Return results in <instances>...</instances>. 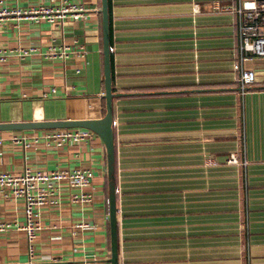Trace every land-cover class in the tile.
Here are the masks:
<instances>
[{
	"label": "crops",
	"instance_id": "1",
	"mask_svg": "<svg viewBox=\"0 0 264 264\" xmlns=\"http://www.w3.org/2000/svg\"><path fill=\"white\" fill-rule=\"evenodd\" d=\"M2 1L31 10L53 0ZM67 1L87 17L0 21L12 54L0 65V124L104 117L102 0ZM239 2L109 0L120 264H264V58L245 64L256 83L242 96L238 17L225 9ZM62 45L69 59L46 57ZM52 131L0 132V174L93 170L94 202L74 205L62 186L60 205L41 210L35 255L10 229L0 264H110L105 144L96 135L57 148ZM233 154L246 165H230ZM0 222L24 223V203L0 192Z\"/></svg>",
	"mask_w": 264,
	"mask_h": 264
},
{
	"label": "built area",
	"instance_id": "2",
	"mask_svg": "<svg viewBox=\"0 0 264 264\" xmlns=\"http://www.w3.org/2000/svg\"><path fill=\"white\" fill-rule=\"evenodd\" d=\"M238 17V61L234 66L237 82L244 96L256 83V74L246 69L245 64L254 58H264V0H240L236 7L225 8ZM87 9L82 4L63 1L60 5L54 0L31 10L10 8L0 0V21L3 18L15 16L24 17L35 22H47L52 26L62 27L68 20H80L87 17ZM111 51L113 48L111 47ZM73 48L69 45L51 46L47 56L50 59L65 61L73 55ZM29 53L19 54L21 57ZM9 49L0 48V65L6 64L10 57ZM53 93H56L53 90ZM96 134L87 129L55 130L48 134L46 140L57 148L69 144L81 145L88 143ZM24 145L29 147L25 141ZM230 165H246L233 155L228 161ZM95 173L93 170L76 168L73 171L40 172L27 167L21 174L1 173L0 192L5 199L22 201L24 203L25 222L22 224H6L0 222V233L10 229L26 234L31 257L35 255L34 243L44 230L41 210L45 206L60 205V190L67 186L76 192L71 195V202L81 208L93 204L92 192ZM79 229L92 228L88 223L77 226Z\"/></svg>",
	"mask_w": 264,
	"mask_h": 264
},
{
	"label": "water",
	"instance_id": "3",
	"mask_svg": "<svg viewBox=\"0 0 264 264\" xmlns=\"http://www.w3.org/2000/svg\"><path fill=\"white\" fill-rule=\"evenodd\" d=\"M102 25L104 42V76H105V100L106 114L100 120L88 121H60V122H34L0 124V132L41 131V130H65L87 129L96 134L104 142L108 162V187H109V211L111 228V260L110 264H120L119 234H118V209H117V179L115 159L114 137V107L113 79L111 61V34L109 0H102Z\"/></svg>",
	"mask_w": 264,
	"mask_h": 264
},
{
	"label": "trees",
	"instance_id": "4",
	"mask_svg": "<svg viewBox=\"0 0 264 264\" xmlns=\"http://www.w3.org/2000/svg\"><path fill=\"white\" fill-rule=\"evenodd\" d=\"M111 28V26H110ZM104 110H105V114H106V101H105V104H104Z\"/></svg>",
	"mask_w": 264,
	"mask_h": 264
},
{
	"label": "rangeland",
	"instance_id": "5",
	"mask_svg": "<svg viewBox=\"0 0 264 264\" xmlns=\"http://www.w3.org/2000/svg\"><path fill=\"white\" fill-rule=\"evenodd\" d=\"M233 155L237 156V154H233ZM233 155H232V156H233ZM232 156H231V157H232ZM237 157H238V156H237ZM229 160H230V159H229Z\"/></svg>",
	"mask_w": 264,
	"mask_h": 264
}]
</instances>
